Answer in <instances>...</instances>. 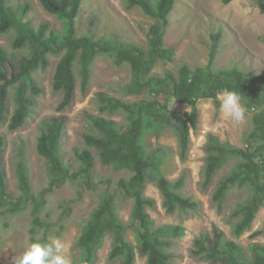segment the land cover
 I'll use <instances>...</instances> for the list:
<instances>
[{"label": "trees", "instance_id": "obj_1", "mask_svg": "<svg viewBox=\"0 0 264 264\" xmlns=\"http://www.w3.org/2000/svg\"><path fill=\"white\" fill-rule=\"evenodd\" d=\"M129 7H139L153 21L147 35L148 46L127 41L120 36H95L92 31L81 33L78 21L84 0H39L43 7L63 23L62 31L51 28L48 22L36 27L25 18L23 7L17 11L10 0H0V35L14 32L12 48L24 51L19 55L0 45V124L10 131L24 127L37 105V96L44 92L35 73L46 71L57 60L52 77V89L61 93L58 110L71 107L77 90L85 95L92 83L93 70L100 54L109 55L118 67L128 66L134 84L146 87L155 99L126 100L108 92L95 95L99 114H87L88 131L82 133L85 146L75 147L77 166L64 161L62 142L69 121L66 115L43 118L37 137V151L44 158L49 186L58 188L66 181H81L84 187L95 190L104 185L101 199L88 219L90 228L83 246V260L77 264H96L97 252L105 238L112 235L109 259L120 258V264H135L137 248L146 256V264H174L178 256L173 248L176 240L186 235L183 223L158 225L149 209L156 207L153 197L146 195L149 182H155L163 198L166 213L194 212L202 216L203 203L185 194L187 168L176 179L164 174L168 151L163 147L149 148L145 142L148 132L160 135L166 128L175 130L179 156L186 162L191 150V129L199 124L198 102L212 99L224 89L238 92L247 112L252 113L251 126L243 135L244 147L222 140L207 132L202 146L204 163L200 169V187L211 186V200L217 210H223L234 189L246 190L245 198L231 211L232 234L240 238L251 231L258 213L264 207V75L247 73L237 66L215 67L222 31L212 34L208 62L192 68L183 62L177 74L166 70L153 72L159 60L173 61L176 49L167 45L166 33L170 14L177 0H125ZM229 1V0H226ZM264 11V0H256ZM264 40V36H262ZM163 91L177 102L191 106L190 111H178L158 97ZM110 116L120 115L122 121ZM6 138L0 134V157ZM115 170L127 169L129 177L112 182L110 177L97 174L96 157ZM234 162L229 171L216 179L221 171ZM18 193L9 190L5 164L0 158V219L23 212L31 207L38 215L44 200L38 197L31 182L29 158L25 141L16 151L13 162ZM216 179V180H215ZM45 190L39 195L43 197ZM132 199L130 222L118 215L117 199ZM31 229L32 240L38 238L37 228L48 233L51 224L36 217ZM128 229L135 233L137 244L126 237ZM264 228L250 234L247 250L225 231L214 225V232H201L194 238L192 254L212 264H264V242L255 240ZM49 241L47 236L43 239Z\"/></svg>", "mask_w": 264, "mask_h": 264}, {"label": "rangeland", "instance_id": "obj_2", "mask_svg": "<svg viewBox=\"0 0 264 264\" xmlns=\"http://www.w3.org/2000/svg\"><path fill=\"white\" fill-rule=\"evenodd\" d=\"M17 11L23 7L25 18L29 19L36 27L48 22L51 28L62 31L63 23L54 14L48 12L39 0H10ZM153 20L143 13L139 7H129L125 0H84L78 21V29L81 33L89 30L97 36H120L127 41H134L144 47L148 46L147 30ZM222 31L215 67L217 69L237 66L247 73L264 75V11L256 0H177L170 14V26L166 33L168 46L176 49L173 61L159 60L153 68V72L163 74L166 70L177 74L180 64L189 63L192 68L205 65L208 62L212 34ZM14 32L0 35V45L12 53L25 54L24 51H16L12 48ZM46 71L35 73L36 81L44 92L37 96V105L24 127L17 131H10L7 125L0 124V134L6 138V147L1 155L6 167L9 190L18 193L14 174L13 162L16 151L25 141L26 153L29 158L31 170V182L38 197L45 202L38 217L51 224L48 233L44 228H37L39 239L45 236L49 241L59 239L64 245V254L72 264L83 260V246L86 234L90 228L88 219L92 211L98 205L103 184L90 190L81 181H66L51 192L49 177L44 158L37 151V137L40 132V123L46 117H58L66 115L69 119L64 133L62 148L64 161L73 167L77 166L74 148L85 146L82 133L88 131L87 114H99L95 95L98 92H108L117 98L126 100H139L141 98L155 99L154 95L144 87H139L133 82L132 74L128 66L121 68L113 64L112 58L101 53L97 59L93 79L88 92L83 95L77 90L73 105L63 111L58 110L62 95L52 89V77L56 64ZM166 103L170 109L178 111H190L191 106L177 102L173 97L164 92L158 97ZM199 124L196 130L191 129V150L188 160L182 162L179 156L178 138L174 129L166 128L160 135L148 132L145 142L149 148L163 147L168 151L167 161L164 166V174L168 179H176L184 168H187L185 194L193 196L203 203L202 216L194 212L174 214L166 213L163 208L162 195L155 182H149L146 195L156 201V207L149 212L158 225L166 223H183L186 227V235L176 240L173 248L178 256L174 264H212L192 254L194 238L201 232H214V225L222 228L229 239H235L247 250L252 239L249 237L253 231L264 228V207L257 215L252 229L240 238L232 234L233 220L231 211L237 203L246 196V190L234 189L228 196L226 205L222 211H218L211 200L212 187L202 189L200 187V169L204 163L202 146L206 140L207 132H214L222 140H228L233 144L244 147L243 135L251 126L252 113L246 111V119L236 125L230 119L225 118L217 109L212 99H201L198 102ZM108 118L122 121V116H110ZM0 157V158H1ZM234 162H230L216 178L230 170ZM97 174L102 177H110L115 182L120 177H129L127 169L115 170L111 166L101 163L96 157ZM215 179V180H216ZM45 190L43 197L39 195ZM118 215L126 223L130 222L132 199H117ZM31 207L23 212L0 219V264H14V259L24 250L27 243L32 241L31 229L33 215ZM126 237L137 244L135 233L128 229ZM255 240L264 242V232ZM112 235L105 238L103 246L97 252L96 264H120V258L111 261ZM136 263L146 264V256L136 250ZM220 264V263H215Z\"/></svg>", "mask_w": 264, "mask_h": 264}, {"label": "clouds", "instance_id": "obj_3", "mask_svg": "<svg viewBox=\"0 0 264 264\" xmlns=\"http://www.w3.org/2000/svg\"><path fill=\"white\" fill-rule=\"evenodd\" d=\"M216 100L225 118L236 125L245 121L247 109L238 92L224 89L216 94ZM14 264H72V262L64 254L61 240L44 241L36 238L25 245L23 252L14 259Z\"/></svg>", "mask_w": 264, "mask_h": 264}]
</instances>
